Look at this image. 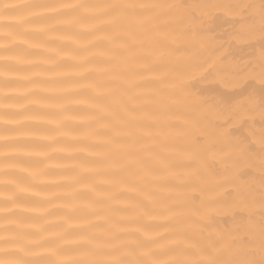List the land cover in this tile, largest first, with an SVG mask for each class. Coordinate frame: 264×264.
I'll list each match as a JSON object with an SVG mask.
<instances>
[{"label": "snow or ice", "instance_id": "snow-or-ice-1", "mask_svg": "<svg viewBox=\"0 0 264 264\" xmlns=\"http://www.w3.org/2000/svg\"><path fill=\"white\" fill-rule=\"evenodd\" d=\"M0 264H264V0L0 2Z\"/></svg>", "mask_w": 264, "mask_h": 264}, {"label": "bare ground", "instance_id": "bare-ground-1", "mask_svg": "<svg viewBox=\"0 0 264 264\" xmlns=\"http://www.w3.org/2000/svg\"><path fill=\"white\" fill-rule=\"evenodd\" d=\"M0 2L16 3V2H19V0H0ZM65 2H71V0H65ZM88 2L97 3V2H106V0H88ZM214 30L217 31V32H220L224 38H227V31H228V24L227 23L218 21L214 25ZM62 35H67V33H64ZM40 42H41L40 40L34 41V43H37V44H39ZM58 43H59V41L57 42V44ZM67 50L68 49H63L62 51H67ZM103 66H104L103 64L99 65V67H101V68ZM105 78L106 77H103V76H98L97 77V79H100V80H103ZM199 86L202 88V90L207 92L210 96L218 94V93L227 94L225 87L221 83H218V82H215V81H212V80H209L208 82L203 83V84H201ZM74 115L80 117V116H83L84 114L83 113H75ZM61 162L62 161L59 159V157L54 158L51 161L52 164L61 163ZM54 178H55V173L51 174L46 179H54ZM46 219L52 220L53 222H55L57 217L56 216L47 217ZM83 219H84L83 217H81L79 214H77L74 217L72 223H81V222H83ZM216 224H217L218 227H220L222 229H227L232 224V217L230 215H228V214L219 215L216 218Z\"/></svg>", "mask_w": 264, "mask_h": 264}]
</instances>
